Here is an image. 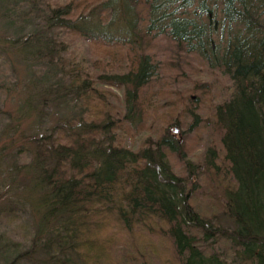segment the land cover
I'll use <instances>...</instances> for the list:
<instances>
[{"label": "trees", "instance_id": "trees-1", "mask_svg": "<svg viewBox=\"0 0 264 264\" xmlns=\"http://www.w3.org/2000/svg\"><path fill=\"white\" fill-rule=\"evenodd\" d=\"M13 81L34 231L0 264H264V0H0Z\"/></svg>", "mask_w": 264, "mask_h": 264}, {"label": "rangeland", "instance_id": "rangeland-1", "mask_svg": "<svg viewBox=\"0 0 264 264\" xmlns=\"http://www.w3.org/2000/svg\"><path fill=\"white\" fill-rule=\"evenodd\" d=\"M14 72L19 78L21 70L16 69ZM167 86L172 87V84L169 83ZM22 89L23 87L20 83L13 81L11 92L9 94L10 99L0 104V132L7 133L2 136L0 135V243L2 242V244L8 245L9 248L11 247V250L14 246H18L19 249L16 253H14L15 255H20V253H24L30 248L33 243L31 234L34 231L33 218L27 202L23 200L21 196H19V192L15 191L13 188L14 186L24 184V182H21L18 178L20 184L16 181L13 184H5V182L9 180V168L13 165L9 153L11 150L16 148V145L18 146V142H22V140L18 137L12 136L10 131L14 130L16 135L20 133L21 128L23 133L29 132V128H26V126L29 125L30 118L21 123L22 126L20 129L19 127H14L19 122L15 112V102L19 98ZM45 108L47 111H51L49 114V120L51 121L50 123L53 124L52 120L56 119L54 109L50 106ZM13 120L15 121V124ZM59 121L64 123V120L62 119ZM178 128V132H180L181 128ZM167 131L169 132V129ZM132 132L133 133L128 137V141L133 140L135 147H137L136 145L139 140L144 137V133L135 132L134 130H132ZM184 141L186 146L189 148V155L190 153H198L201 151L202 146L200 145V142H191L190 136L186 137ZM23 145L26 146L25 142H23ZM172 167L175 169H179L181 167L177 159L173 161ZM41 256L40 249H38L34 253L29 254L27 257L25 255L17 257L15 261L16 264H37L36 260H38Z\"/></svg>", "mask_w": 264, "mask_h": 264}]
</instances>
